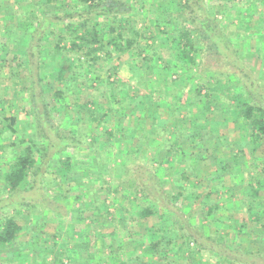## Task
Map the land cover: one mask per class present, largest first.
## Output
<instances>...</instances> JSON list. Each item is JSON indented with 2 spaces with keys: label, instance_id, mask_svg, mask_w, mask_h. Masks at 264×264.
<instances>
[{
  "label": "rangeland",
  "instance_id": "rangeland-1",
  "mask_svg": "<svg viewBox=\"0 0 264 264\" xmlns=\"http://www.w3.org/2000/svg\"><path fill=\"white\" fill-rule=\"evenodd\" d=\"M110 1L106 0L107 3ZM44 2L45 0H0V176L7 170L11 156L20 151L28 141L36 140V147L33 148L36 163L20 187V196L11 198L0 178V224L4 219L14 217L22 228L14 244L0 245V264H41L49 260L56 264H76L78 261L83 264H245L234 259L226 260L207 250L201 249L198 252L199 247L191 240L187 242L191 254L185 252L174 255L173 250L180 248V242L176 241L169 246L162 242L168 258L152 256L147 246L148 234L153 235L155 230H159L166 232L165 235L170 238L169 231L173 238L180 231V216L184 217L185 224L188 223L181 232L182 235L185 236V231L189 232L190 229L213 243L254 258L253 261L257 264H264V146L255 145V133L250 130L246 121L235 120L234 112L235 102L250 100L247 86L237 79L228 66L216 63L213 67L217 68L214 69L208 65L210 57L207 58L206 53L199 54V66L186 68L179 64L183 70L172 69L168 79L174 83L165 80L168 88L161 83L164 92L166 90L164 94L154 88V97H147L146 90L155 85L154 77L149 81L138 82L140 86L135 90L136 95L144 94L143 101L161 113V121L165 123V127L160 126L164 128L161 137L170 141L174 138L179 152L169 157L165 155L169 159L168 163L164 167H157L153 158L164 156L163 152L160 153L162 149L158 148L161 139L154 134L155 128H152L150 120L145 119L142 132L149 136V140H144L145 147L138 143V132L134 130L136 134L132 131L128 133L127 130L122 134L124 137L116 136V139L105 141L110 143L102 154L96 148L97 145L93 144L91 131L95 129V125L86 128L83 124V105L93 102L106 110L105 89L93 79H85L84 82L80 78L82 73L74 74L76 81L71 85L66 82L68 79H64L65 73L59 70L67 62H75L76 57H82V54L70 51L68 41L62 49L52 48L55 38L50 35L49 29H54L55 33L61 31L62 24L57 22L44 30L48 36L42 42L44 49L41 51L42 65L39 70L43 87L35 88V95L31 97L30 67L24 62L29 57L27 41L30 34L41 26L42 23L38 21L41 22L45 16L43 13L46 16L61 14V8L55 7L58 3L44 5ZM63 2V8H66L70 0ZM129 2L130 6L138 9L143 2L150 12L145 19L136 18L138 28L146 24L153 27L155 23L152 20L159 17L156 9L161 10L162 5L173 12L180 10L172 0ZM245 2L247 3L246 0H227L226 3L230 6L228 12L226 10L215 17L253 75L257 85L256 93L264 95V23L259 27L255 23L244 25L240 12L244 11L243 15L247 12L243 7ZM208 3V0L203 2L206 6ZM251 11L259 13V19L263 16L264 20L263 7H252ZM30 12L35 13L38 19H28ZM106 19L105 17L104 21ZM166 19L168 16L164 15V20ZM253 20L257 18L254 17ZM162 28L167 31L171 29L163 24ZM258 29H263V34ZM151 40L147 44L156 41ZM162 41V53L166 58L170 54L167 49H172L164 39ZM170 41L168 42L172 45ZM195 43L198 44L197 41ZM29 44L34 45V42L30 41ZM109 64H103L100 71L102 79L109 75ZM70 71L67 74L70 75ZM117 71L123 82L117 84L118 81L112 79L109 82L117 88L129 85L128 81L131 79L127 66L118 67ZM167 74H163L161 79L167 78ZM209 78V89H206V80ZM222 79L227 82L229 80L230 86L228 85V90H221L218 96L217 80ZM173 85L177 89L182 86L177 97L168 93ZM198 89L201 101L194 102L195 96H198L189 92L197 93ZM40 92L52 127L61 126L60 135L69 132L70 138L81 143L78 147L62 148L56 136H52L50 132L46 131L42 135V128L37 125L40 115L38 112L42 108L40 104L37 105V111V106L32 102V98L38 101ZM131 94L132 97L136 96ZM125 95H128V91L122 88L116 94L114 104V108L118 110L116 120L120 130L122 125L128 129L137 127L136 120L129 122L124 119L133 110V99L132 104L127 105L123 99ZM186 96H192L194 100L184 102ZM180 97L182 100L178 99ZM119 100L123 102L118 104ZM260 105L264 107V103ZM99 106L96 108L101 113L103 110L99 111ZM92 108L95 110L94 106ZM132 114L138 115L136 111ZM11 118L15 120L14 132L8 127V120ZM45 119H42L44 123ZM100 130L97 131L101 132ZM45 134L51 138H46ZM85 134L90 135L83 138ZM135 136L138 138L136 141L135 138L129 139ZM51 143L53 147L50 146ZM141 146L142 153L146 152L142 158H147L142 169H147V164L153 162L155 173L152 169L149 171L159 178L161 186L169 194L175 196L180 189L185 192L176 201L169 199L167 202L168 206L175 208L176 213L171 210L169 212L165 202L157 205L160 207L157 208L160 214H165L162 223L156 218L142 219L140 216L141 208L151 203L143 192L135 189L134 183L137 182L133 174L140 160L131 154L130 149ZM66 157L72 163V171L69 173L64 172L61 167V161ZM125 175L129 179L125 186L130 191H123V186L118 187L121 176L125 180ZM83 199L92 209H99V212L89 217V221L93 223L90 231L83 226L84 223H89L87 219L83 223ZM124 217L128 220L125 221Z\"/></svg>",
  "mask_w": 264,
  "mask_h": 264
},
{
  "label": "trees",
  "instance_id": "trees-1",
  "mask_svg": "<svg viewBox=\"0 0 264 264\" xmlns=\"http://www.w3.org/2000/svg\"><path fill=\"white\" fill-rule=\"evenodd\" d=\"M172 1L176 6H178V8H180L179 12H173L166 6L163 7L164 5H162L161 10L156 9V14H159V17L152 20L153 23H155L153 27L146 24L144 27L138 28V20H136V18L141 17L145 19L148 17V14H150L143 2L138 9L130 6L129 0H111L110 3H107L106 0H70L68 7L63 8L65 5L63 0H45L44 5L52 2L58 3V6L55 7H59V9L61 8V14L59 15L55 13L53 15L46 16V14L43 13L45 16L42 18L41 22L38 21V23H42L41 26L39 25V27H37L33 33L30 34L29 40L27 41L26 50L29 57L24 59V62H27V66L30 67L32 84L30 91L31 97L35 95V88L43 87V80L42 76L39 74V70L42 65V61L40 59L42 53L41 51L44 49L42 42H44L45 38L48 36V34H46L47 31L44 30L49 29V27H52L54 22H57L62 24L61 31L59 30V32L55 33L54 29H49L50 35H54L53 37L55 38L52 48L62 49L65 42L68 41L70 51L82 54V57H76L75 62H67L66 66L61 68L59 72L63 74L65 73L64 79H68L66 82H69V85L76 81L73 77L74 74L82 73L80 78H82L84 82L85 79H93L97 81L100 87L105 89L104 93L107 95L105 102L107 104L106 110H103L101 106H99L100 104L95 105L93 102H87L89 104L83 105V124L86 128L95 125V129L91 131V134L94 139L93 144L97 145L96 148L98 151L102 154L105 153L109 147L107 144L110 143L105 141L113 138L116 139V136L119 138L124 137L122 134L124 132L126 133L127 130H129L128 133L132 131L136 134V132H138L141 137V139L140 137L139 139L137 138L138 143H142L145 147L144 140H149V136L147 133H143L142 131L145 127L144 120L147 119L150 120L152 128H155L154 134H156V137L161 139L160 142L158 140L155 141L159 142L158 148L162 149L160 153H164L163 158L156 157L157 159L153 158V161L157 164V167H164L169 160L168 158H165V155L169 157L171 154H177V152H179V147L174 138L170 141L164 136L161 137V132H163L164 128H161L160 126H164L165 124L163 123V120L161 121V113L153 106H148V104L143 101L144 96H139L138 94L135 97L131 96L133 99V110H131L128 116L124 119H128L129 122L136 120L135 122H137V127H131L128 129V127L122 125L121 131L117 127L116 115L118 114V110L114 108V104H116L115 98L116 94H118L122 88L127 91L129 85H120V87L117 88L114 87L115 85L110 83L109 80H117V84H121L123 80L118 77L117 69L118 67L121 68L125 66H127L128 70L131 71V84L134 86H136L135 84L138 82L142 83L147 80L149 81L151 77H158L157 80L153 81L155 85L153 84L150 88V92L147 94V97L151 98L152 95L154 97L156 92L154 88H156V90L158 89L163 94L166 92V90L164 92V89L161 87V83H163L165 88H168V84L165 80H169L168 77H171V74L169 75V73L173 72L171 71L172 69H176L178 71L183 70V68L179 67V64H183L186 68L199 66L200 62L197 59L199 54L204 55L206 53L207 58L210 57V63L208 65L213 67L216 63H220L228 66V68L231 69L230 71H233V73L236 74L237 79L247 86L250 100L235 102V120L246 121L250 126V130L255 133V145L257 147L264 146V107L260 105L264 103V95L262 93H256L255 89L257 88V85L253 80V75L244 65V61L239 56L238 51L230 40L229 35L225 33L224 29L221 27L220 21L215 17L230 7L228 3H226L227 0H208L209 3L207 6L203 4L204 0ZM246 1L247 3L245 2L243 7L247 12H245V15H243L244 11L240 12L241 18L243 22H245L244 25H254L255 23L256 26H261L264 23L263 16L259 19V13H256V11L252 13L251 10L252 7H255L256 9L257 6L264 8V0ZM67 8H69V11H67ZM164 15L168 16V19L164 20ZM105 17L107 19L104 21ZM254 17H256L258 21H254ZM29 18L30 20L38 19L33 12H30L28 19ZM162 24L163 26L171 27V29L167 31L162 28ZM186 25H188V27ZM258 30L263 34V29ZM151 39L156 41H154V43L147 44V41ZM162 39H164L166 44H168V47L172 49V51L167 49L170 54H168L166 58H164L162 53ZM30 41L34 42V45L29 44ZM168 41H170L172 45H170ZM196 41L198 42L197 45L195 43ZM110 48H112V50H110ZM126 55L127 57L125 58ZM211 56L215 57L212 58ZM158 61L162 62L157 64L156 62ZM105 62L110 63L108 65L109 68L107 69L109 75L102 79L100 71L103 69V64ZM213 68L216 69L217 67ZM68 70H71L70 75L67 74ZM163 73H168L167 78L161 79V76H164ZM209 80L210 78L206 80V89H209L207 88V85L210 83ZM169 82L174 83L171 79ZM151 83L152 82H150V84ZM229 83V80L228 82L225 79L217 80L218 96L220 95L221 90H228L230 86ZM190 86H192V84H190ZM138 88L139 87L136 89ZM181 88L182 86L178 89L176 86H171V90L168 93L177 97V95L181 92ZM187 89H189V87ZM189 93H195L198 97L195 96L194 100L192 96H186L185 100H183L184 102H187L188 99H192L194 102L201 101L199 98L200 89L197 90V93L194 91ZM206 97L208 96H205V98ZM123 99L126 101L127 105L132 104L128 95H125ZM178 99L182 100L181 97ZM32 102L36 106L40 104V107L42 108V111L38 112L40 115L38 117L39 121H37V125L44 129H41L42 135L46 133V131L50 132L52 136H56L58 144L62 148L69 146L78 147L81 144H79V141L70 138L69 132H63V134L60 135L61 126L56 128L52 127L50 121H48L47 108L43 101L41 92L39 94L38 101H34L32 98ZM121 102L123 101L119 100L118 104ZM256 102L258 103L257 105ZM91 105L95 107V110H93V106ZM98 106L99 111L103 110L101 113H98V109L96 108ZM36 108L38 111L39 107L37 106ZM134 111L138 113L137 116L132 114ZM42 119H45V123ZM14 121V118L8 120V127L12 132H14ZM99 129H101V132L97 131ZM87 135L90 134L83 135V138ZM44 136L48 139L51 138L47 134ZM100 136H102V139ZM134 138L136 141V136L129 139L131 140ZM35 141L36 140L28 141L20 151L14 153L10 158L7 170L0 176V178H2V182H4L5 186L8 188L11 198L20 196V187L26 181L28 173L35 166L36 162L33 152V148L36 147ZM151 142H153V140H151ZM84 145L83 141V146ZM50 146L53 147L52 143ZM141 148L142 146L140 148L130 149L131 154L140 160L137 165L138 168L133 174V177H135V181L137 182L134 183V185L137 191L140 190L144 193L146 199L152 205L150 204L141 208L140 216L142 219L156 218L158 222L162 223L165 214H160L157 209L160 207L157 205L161 202H165L166 207L168 208L167 209L163 206L165 211L168 210L170 212L171 210V212L173 211L176 213L177 211L175 208L173 206H168L167 202L169 199L176 201L177 197L182 196L185 192L180 189L175 196L169 194L165 190V187L161 186L159 178L149 171V169H152V171L155 169L153 168V162L150 161V163L147 164L148 170L144 168L142 169L143 162H146L147 158H142L146 152L143 151L142 153ZM71 164L72 163L69 157H66L63 162L61 161V167L64 172L69 173L72 171ZM93 181H95V179H93ZM120 181L121 186L118 185V187L122 188L123 186V191H126L128 188H126L125 185L129 182L128 176L125 175V180L122 179L121 176ZM128 191H130V189H128ZM114 192L117 193V191ZM136 199L138 198L136 197ZM84 201L85 199H83V203ZM211 211L212 209L209 212ZM233 211L235 210H231V212ZM86 212H89V214H86ZM95 212H99V209H92V207L88 206L87 203H84L83 223L86 219L89 221V217L94 215ZM179 219L181 220V226L179 228L180 231H176V233H178L176 236H173V238H171V233L169 231L168 233L170 238L167 234L165 235L166 232H159V230H155L153 235H150V233L148 234L147 246L149 249L148 251L152 256L168 258L169 255L167 251L163 250L165 249V246L162 245V242L167 244V246L176 241L180 242V248L173 250L174 255L184 254L185 252L189 253L190 250L187 242L188 240H191L199 247L198 252L199 250L201 251V249L208 250L211 253L220 255V257L226 260L234 259L245 264H257V262L253 261L254 258L245 256L240 251L229 250L228 247L219 243H213L211 240L205 239L203 235L201 236L199 234H195V232L190 229L189 232L185 231V236L182 235L183 233L181 234V232L185 229V226H188V223L185 224L184 217L182 216H180ZM124 220L127 221L128 218L124 217ZM92 224L93 223L89 221L87 225L84 223L83 226L87 231H90L93 227ZM21 229V226L14 217L4 219V221L0 224V245L14 244V242L17 241Z\"/></svg>",
  "mask_w": 264,
  "mask_h": 264
},
{
  "label": "crops",
  "instance_id": "crops-1",
  "mask_svg": "<svg viewBox=\"0 0 264 264\" xmlns=\"http://www.w3.org/2000/svg\"><path fill=\"white\" fill-rule=\"evenodd\" d=\"M128 72H129V77H130V79H131V78H132V77H131V75H132V74H131V71L128 70ZM163 74H164V73H163ZM144 75L146 76V74H144ZM130 79H129V80H130ZM154 79L157 80L158 78H157V77H154ZM130 82H131V81H128L129 86H128V88H127V91H128L129 98L132 99V98H131V95H132L131 93H133V95H136V91H135V90H136V87H135L134 85H132ZM135 85H136L137 87L140 86L139 83H136ZM152 86H153V85H152ZM143 89H144V88H143ZM149 89H150V87H148L147 90H146V89H144V90H146V93H149V92H150ZM138 95H139V94H138ZM141 96H144V94L141 93ZM76 247H77V246H76ZM80 247H81V246H80ZM207 251H208V250H207ZM210 253H211V252H210ZM40 254H42V253H40ZM212 254H213V253H212ZM41 264H56V263H53L51 260H49L48 262L45 261L44 263H41ZM76 264H83V263L80 262V261H78Z\"/></svg>",
  "mask_w": 264,
  "mask_h": 264
}]
</instances>
